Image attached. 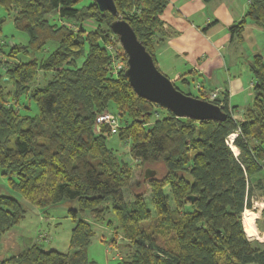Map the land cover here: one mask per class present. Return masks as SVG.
<instances>
[{"label":"trees","instance_id":"obj_1","mask_svg":"<svg viewBox=\"0 0 264 264\" xmlns=\"http://www.w3.org/2000/svg\"><path fill=\"white\" fill-rule=\"evenodd\" d=\"M245 1V16L229 28L239 44L248 21L264 29V0ZM114 2L158 68L170 0ZM0 7L28 37L26 44L0 41L1 175L34 206L65 200L79 206L71 211L69 252L34 244L0 264H99L88 256L93 224L78 219L86 212L113 227L110 243L122 237L120 264H264V244L250 240L243 226L245 210L264 198L263 55L254 54L249 64L251 103L238 110L220 90L211 102L227 119L196 121L137 95L125 74L126 53L111 30L117 18L91 0H0ZM192 83L189 76L174 81L190 96L184 88ZM197 88L193 97L206 101L215 91ZM105 111L119 117L116 134L130 143L135 167H163L162 176L155 170L134 181L135 167L107 146L109 127L96 125ZM232 134L237 155L229 145ZM25 214L17 198L0 195V244Z\"/></svg>","mask_w":264,"mask_h":264},{"label":"crops","instance_id":"obj_2","mask_svg":"<svg viewBox=\"0 0 264 264\" xmlns=\"http://www.w3.org/2000/svg\"><path fill=\"white\" fill-rule=\"evenodd\" d=\"M246 11L245 0H213L209 3L170 0L162 16L166 33L156 51L157 62L170 74L173 82L181 76H189L198 87L226 91L230 105L242 109L253 100L254 78L249 69L250 61L254 54L260 52L263 55L261 45L256 44L252 50L246 45L255 34H244L240 44L231 40L230 26L241 21ZM246 28L264 36L259 34L263 29L251 21ZM233 100L237 101L235 105ZM254 204L262 209H257ZM252 211L256 215L260 213V217L244 212L249 213L253 226V236H247L259 241L260 235L264 238V227L258 223L263 217V197L254 201ZM243 226L245 230L244 215Z\"/></svg>","mask_w":264,"mask_h":264},{"label":"rangeland","instance_id":"obj_3","mask_svg":"<svg viewBox=\"0 0 264 264\" xmlns=\"http://www.w3.org/2000/svg\"><path fill=\"white\" fill-rule=\"evenodd\" d=\"M2 20H5L1 26L2 32L0 34V41L2 43L5 41H9L11 44L27 43L28 41L27 35L15 28L13 22V15L9 14L6 10H4V8L0 7V23ZM57 22L61 24H66L70 28L76 29L73 24H69L68 22L58 21V20ZM91 24L92 26L90 29L95 30V26H96L95 23L94 24L91 23ZM252 31L253 30L248 28L245 29L244 34H255L252 36L253 40L247 42L246 45L250 47L249 49L251 50L253 46L255 48L256 44H258L259 46L261 45V53H263L264 55V36L256 35L258 33ZM259 34H264V29L263 32H260ZM158 69L162 74H164L170 79V74L166 72V70L162 67V65H160V63H158ZM197 87L198 86L196 82H193L188 88H184V91L191 92L193 96H196L199 95ZM207 89H211V88H207ZM236 102L233 100V104ZM240 103H244V102H240ZM163 116L164 114L162 115L160 113L158 118H162ZM152 122H154V120ZM101 126H105V125L101 124ZM235 137L231 136L229 138V145L231 146V148L234 147L233 140ZM107 146L115 152V154L121 161H130L134 167L136 166L134 160L131 158L129 153L130 143L128 141L126 142L121 141L118 134L115 133L107 136ZM238 152L239 151L237 149L235 150L234 153L238 154ZM147 170L155 173H156L155 170H157L158 176H162L164 172L163 167H156V168L146 167L143 169L135 167L134 181L144 176ZM164 193L166 196H168L171 207L174 208V204L170 193V188H165ZM0 195L17 198L24 205L26 210L25 218L2 238L0 244V260H4L16 256L20 252L28 249L34 244L42 247L44 250H57L62 253H67L70 251V238H71L72 229L75 225V222L71 215V211L79 209L77 200H65L58 205L51 206L48 208L34 206L29 202H27L17 190L13 189L10 186L7 179L1 175V171H0ZM125 197L126 199H130L128 191H125ZM147 198H148L147 199L148 206L152 210L149 195H147ZM254 206L257 209L258 208L262 209V207H259L258 204H254ZM245 211H249L250 213L256 215L255 214L256 212L252 210H245ZM257 216L260 217V213L256 215V218ZM78 219H86L87 221L91 222L93 224V229L95 231V236L93 237L92 243L88 248L89 258L91 260L98 262L99 264H120V258H118L119 253L121 252L120 254L123 257L126 254V252L122 248V244H124L125 242L122 240V237L120 236L116 244L110 243L112 237L114 236L113 227L107 225V223L105 222L94 221L92 215L89 212L83 214L79 213ZM258 223H260V226L264 227V216L259 219ZM263 239H264L263 236L260 235L259 241L264 242L262 241Z\"/></svg>","mask_w":264,"mask_h":264},{"label":"water","instance_id":"obj_4","mask_svg":"<svg viewBox=\"0 0 264 264\" xmlns=\"http://www.w3.org/2000/svg\"><path fill=\"white\" fill-rule=\"evenodd\" d=\"M91 1L97 5L100 12H110L117 18L111 24V30L126 53L125 74L139 97L171 111L177 117L219 122L227 119V113L220 106L182 93L171 79L159 71L153 56L138 39L132 26L119 17L114 0ZM154 175L155 172L147 170L145 178ZM189 199L193 201L195 197L190 196Z\"/></svg>","mask_w":264,"mask_h":264},{"label":"built area","instance_id":"obj_5","mask_svg":"<svg viewBox=\"0 0 264 264\" xmlns=\"http://www.w3.org/2000/svg\"><path fill=\"white\" fill-rule=\"evenodd\" d=\"M220 92V90L210 92L209 100L213 101L217 99L220 95ZM101 124L108 126L112 134L117 133L121 126L119 117L109 111L103 112L96 117V125L101 126ZM231 136L235 137L237 134H232Z\"/></svg>","mask_w":264,"mask_h":264},{"label":"bare ground","instance_id":"obj_6","mask_svg":"<svg viewBox=\"0 0 264 264\" xmlns=\"http://www.w3.org/2000/svg\"><path fill=\"white\" fill-rule=\"evenodd\" d=\"M235 139V138H234ZM234 141V140H233ZM233 151L237 150V148L232 147ZM244 220H245V232L248 236H253V226H252V220L249 217V213H244Z\"/></svg>","mask_w":264,"mask_h":264}]
</instances>
